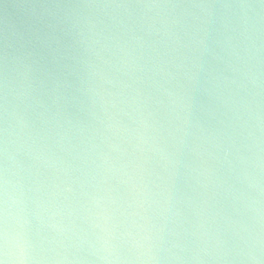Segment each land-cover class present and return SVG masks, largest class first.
I'll return each instance as SVG.
<instances>
[{
    "label": "water",
    "instance_id": "1",
    "mask_svg": "<svg viewBox=\"0 0 264 264\" xmlns=\"http://www.w3.org/2000/svg\"><path fill=\"white\" fill-rule=\"evenodd\" d=\"M5 177L26 264H264V0H0Z\"/></svg>",
    "mask_w": 264,
    "mask_h": 264
},
{
    "label": "clouds",
    "instance_id": "2",
    "mask_svg": "<svg viewBox=\"0 0 264 264\" xmlns=\"http://www.w3.org/2000/svg\"><path fill=\"white\" fill-rule=\"evenodd\" d=\"M85 7H93L92 5H86ZM62 21L54 20V22H48L41 27L40 32L35 37L36 40L43 43L52 59L53 62H58L59 59H62L65 56V53L61 51L59 47H57V35L56 31L58 26ZM3 89H4V113L5 117H7L8 113V95H9V82H8V56L5 54L4 57V75H3ZM5 135L7 136L8 129H4ZM6 151V149H5ZM9 181L5 177L4 180V226L2 232H0V264H26V261L32 259L28 254V249L25 247V244L22 242V237L17 235H13L9 231L8 227V191L7 185ZM150 259L155 258V249L152 250V253L149 257Z\"/></svg>",
    "mask_w": 264,
    "mask_h": 264
}]
</instances>
